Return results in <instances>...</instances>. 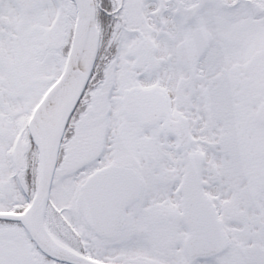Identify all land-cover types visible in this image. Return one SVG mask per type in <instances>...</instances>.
Listing matches in <instances>:
<instances>
[{
    "label": "snow or ice",
    "instance_id": "1",
    "mask_svg": "<svg viewBox=\"0 0 264 264\" xmlns=\"http://www.w3.org/2000/svg\"><path fill=\"white\" fill-rule=\"evenodd\" d=\"M0 264H264V0H0Z\"/></svg>",
    "mask_w": 264,
    "mask_h": 264
}]
</instances>
